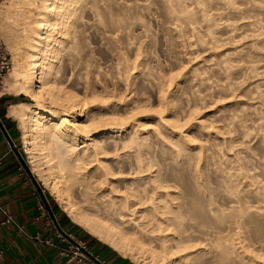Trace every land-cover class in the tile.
<instances>
[{
    "label": "rangeland",
    "instance_id": "374dc122",
    "mask_svg": "<svg viewBox=\"0 0 264 264\" xmlns=\"http://www.w3.org/2000/svg\"><path fill=\"white\" fill-rule=\"evenodd\" d=\"M11 3L0 0V41L12 61L0 91L19 97V32L8 15ZM84 4L82 34L70 44L71 60L67 62L69 49L59 57L57 66L66 71L58 73L57 83L91 103L92 114L127 122V133L137 140L115 151L116 141L109 139L112 149L100 160L124 175L131 168L144 169L136 181L149 189L162 180L173 198L184 193L193 214L188 234L201 248L195 255L206 254L210 264H221L213 256L212 235L223 229L225 241L236 247V262L257 264L244 251L264 256V0H82ZM15 122L24 167L74 223L32 172L22 124ZM118 130L112 134L119 135ZM123 134L116 140L128 138ZM123 185L119 188L125 191ZM75 196L125 232H145L113 215L110 198L78 190ZM174 203L177 213L180 201Z\"/></svg>",
    "mask_w": 264,
    "mask_h": 264
},
{
    "label": "bare ground",
    "instance_id": "6f19581e",
    "mask_svg": "<svg viewBox=\"0 0 264 264\" xmlns=\"http://www.w3.org/2000/svg\"><path fill=\"white\" fill-rule=\"evenodd\" d=\"M11 2L13 10H9L8 15H13L19 32L15 68L19 87L15 91L17 95L32 97L36 103L11 105L8 113L22 124L23 145L32 172L75 224L121 256L137 264H210V256L195 255L201 248L192 244L188 234L193 214L184 193L173 198L172 191H166L171 187L162 180L156 188L149 189L136 181L144 169L131 168L124 175L116 172L111 163L100 160L112 149L107 142L109 139L116 141L115 151L137 144L136 137L127 133V122H116L105 114H92L94 106L91 103L71 90L60 88L57 83L58 73L66 71V67L57 66L58 59L69 49L67 62L71 60L73 48L70 44H73V37L79 38L82 34L80 27L87 5L81 7L82 0ZM4 93L0 91V96ZM115 128L119 129V135L112 134ZM124 132L128 138L117 141L123 138ZM94 162L98 166L90 172ZM122 183L125 191L119 188ZM76 190L97 199L110 198L113 215L124 223L143 227L145 232H125L102 217L88 202L78 201ZM175 199L180 201L177 213L172 209ZM140 212V217L126 220L127 215L132 217ZM223 232V229L213 232L214 259L221 264H238L234 259L236 247L225 241ZM145 235L149 241L143 238ZM244 252L251 254L249 257L257 264H264V256H253L250 250ZM239 263L250 262L242 259Z\"/></svg>",
    "mask_w": 264,
    "mask_h": 264
},
{
    "label": "crops",
    "instance_id": "0c3cea01",
    "mask_svg": "<svg viewBox=\"0 0 264 264\" xmlns=\"http://www.w3.org/2000/svg\"><path fill=\"white\" fill-rule=\"evenodd\" d=\"M10 96L17 98L16 95L0 96V221L4 218L3 211H7L16 224L0 228V249L5 252L0 264H63L59 249L65 247L62 236L85 242L108 264H134L107 244L94 241L91 238L94 236L86 235L69 221L39 188L36 179L24 170L17 147L18 127L8 113L9 107L17 103L11 104ZM41 200L44 212L40 210Z\"/></svg>",
    "mask_w": 264,
    "mask_h": 264
},
{
    "label": "built area",
    "instance_id": "2783aa9c",
    "mask_svg": "<svg viewBox=\"0 0 264 264\" xmlns=\"http://www.w3.org/2000/svg\"><path fill=\"white\" fill-rule=\"evenodd\" d=\"M11 69V58L8 51L4 48L3 43L0 41V85L4 82ZM24 170L26 171L25 167ZM38 186L41 189L39 184ZM40 210L42 212L45 211V206L42 200L40 203ZM3 215L4 218L0 221V228L5 227L8 224H16L14 217L7 211H3ZM62 240L65 243V247H59V249L60 255L64 258L63 264H108L105 260L101 259L97 254L92 252L85 242L70 236H62ZM49 244L57 247L53 242H50ZM4 255V250L0 249V261L3 260Z\"/></svg>",
    "mask_w": 264,
    "mask_h": 264
},
{
    "label": "trees",
    "instance_id": "16d2710c",
    "mask_svg": "<svg viewBox=\"0 0 264 264\" xmlns=\"http://www.w3.org/2000/svg\"><path fill=\"white\" fill-rule=\"evenodd\" d=\"M10 101H11V104H14V103H21V102H28V99H27V97H25V96H23V95H21V96H19V97H13V96H10ZM77 226V225H76ZM79 227V226H78ZM86 235H88V236H90L89 234H88V232H86V231H84V229H82L81 227H79ZM91 237V236H90ZM94 241H96V242H98V243H100V244H102L103 245V243H101V242H99L96 238H94V237H91ZM104 246H106V245H104ZM107 247V246H106ZM107 248H109V247H107ZM110 250H112L111 248H109Z\"/></svg>",
    "mask_w": 264,
    "mask_h": 264
}]
</instances>
